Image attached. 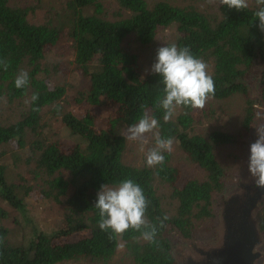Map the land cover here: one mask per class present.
I'll return each mask as SVG.
<instances>
[{
	"label": "trees",
	"instance_id": "16d2710c",
	"mask_svg": "<svg viewBox=\"0 0 264 264\" xmlns=\"http://www.w3.org/2000/svg\"><path fill=\"white\" fill-rule=\"evenodd\" d=\"M111 1L121 8L117 17L108 15L103 0H70V14L55 24L32 22L28 8L0 0V59L9 65L7 70L0 66V97L17 99L30 93L31 100L34 93L39 96L18 121L6 125L0 118V148L11 142L26 147L28 132L36 134L41 126L44 108L55 106L59 112L66 88L50 86L45 60L65 35L74 48V69L88 82L87 90L78 93L76 101L115 106L113 116L104 123L87 110L65 113L61 123L69 144L41 138L30 142L29 160L33 173L42 179L41 194L65 209L62 228L48 232L31 225L26 197L32 187L24 180L10 181V171L0 163V202L23 216L31 234L30 238L24 236L12 211L0 205V264H58L80 259L108 264L120 240L125 242L133 264H177L166 236L172 225L188 236L196 226L213 218L215 195L224 190L222 178L226 176L218 149L243 144L242 138L249 135L256 116L252 98L255 81L253 85L248 81L252 76L257 75L256 82L261 79L260 100L264 102V32L253 15L257 7L254 0L241 11L219 5L218 0ZM172 25L176 26L173 43L188 46L207 62L216 90L203 109L179 106L165 122L164 110L157 104L163 96L162 77L152 71L144 74L137 54L125 44L130 36L150 44ZM21 70L28 72L30 82L18 89L15 79ZM227 104L234 110L240 108L239 136L243 137L239 140L231 133L230 123L218 125L220 117L230 120L232 112L225 109ZM144 111L158 119L160 135L176 142L186 159L205 172V179H184L181 169L170 164L169 152H164L162 165L153 167L124 161L127 139L121 126L138 122ZM205 116L213 125L202 133L196 127ZM126 178L138 183L150 200L146 219L158 228L154 241L142 236L150 229L130 228L117 236L99 227L94 205L100 186H118ZM158 180L172 188L175 213L169 214ZM165 214L169 219L160 228ZM261 227L264 231V213ZM86 231L83 238L63 241V237Z\"/></svg>",
	"mask_w": 264,
	"mask_h": 264
},
{
	"label": "rangeland",
	"instance_id": "374dc122",
	"mask_svg": "<svg viewBox=\"0 0 264 264\" xmlns=\"http://www.w3.org/2000/svg\"><path fill=\"white\" fill-rule=\"evenodd\" d=\"M178 3H182L185 0H173ZM190 1V0H189ZM70 0H11L12 5H18L29 9V18L32 22L42 23V22H53L59 24L62 19H65L67 13L69 12ZM105 8L108 15L111 17H117L120 14L121 8L119 4L111 0H103ZM188 2V0H187ZM186 2V3H187ZM70 14V13H68ZM176 40V26L172 25L166 29H163L156 40L150 44L140 43L136 37L130 36L126 39L125 46H128L132 51H134L138 56V63L141 71L146 74L152 71V66L156 62L158 49L162 46L172 44ZM74 59L75 53L72 42L69 40L68 36L65 35L59 44L52 49L51 53L45 60V64L48 68V78L50 81V86L53 88L56 85H62L66 88V94L60 101L59 112H55V106L45 107L41 116V126L36 134L28 132V144L24 148H20L16 142H11V144L3 145L0 148V163L5 164L8 168L10 181L19 183L24 180L26 184L32 187L28 197H26V202L28 205V218L30 219L31 225H36L40 231L57 230L65 225V209L60 204L46 199L43 197L40 191V186L42 184V179L35 173L32 169L34 168L33 163L29 160V147L30 142L41 138L47 140H59L61 143L69 144L70 141L67 139L64 133V127L61 123L62 116L69 111H77L81 109L83 111L87 110L91 112L101 123L107 121L108 117H112L114 114L115 106L112 103H105L99 106L90 105L87 101L77 102L75 97L78 93L85 92L88 88V82L78 70L74 69ZM256 77L252 76L248 81L253 85L256 82ZM255 84V83H254ZM260 91L262 96V90L260 88L255 90L254 94V107L256 113H258L256 123L258 126L264 124V102L260 100ZM259 93V94H258ZM30 101V93L27 95L17 98L9 99L7 95H1L0 97V118L6 125L18 121L22 114L25 113L29 108V103L26 104L25 100ZM229 108V105L225 107ZM228 111V110H227ZM230 120H223L220 117V122L218 125L224 126L226 123H230V131L232 134L238 135L236 138L239 140L243 136H239L240 133V118L241 113L240 108L236 107L229 108ZM100 123V124H101ZM213 124L208 122V119L203 117L202 124L197 125L196 129L199 132H206V129ZM128 126H121L122 133L127 135ZM149 143L145 145V152L139 151L138 141H129L127 139L126 150L123 155V159L126 163L133 166H144L146 163V152L147 149L153 147L155 144L154 138L151 133L145 134ZM171 160L170 164L179 167L182 172V177L186 178H198L205 179V172L200 169L195 164H192L186 159V155L183 150L178 146L176 142H173L172 151L170 152ZM244 158L241 159V156ZM217 156L222 162L225 168L226 176L235 175L242 172L245 169L247 160V150L245 143L235 144V145H225L218 149ZM182 179V181H184ZM159 186V193L163 198V202L167 209H169V214L175 213V206L171 205L173 198L171 197L172 188L168 185H164L161 181H157ZM115 187V186H110ZM221 192L215 195L214 209L219 204V197ZM177 202V201H174ZM0 205L5 206V208L10 209L6 204L0 202ZM11 210V209H10ZM12 215L16 218L15 222L24 230V236L27 238L31 236L30 224H28L22 217L21 214L15 210H11ZM264 213V210L262 214ZM261 214V216H262ZM214 216V214H213ZM212 218L206 222L202 223L196 228L199 231H205L211 227ZM172 229L168 233L172 236ZM20 234V231H17ZM88 235V232H80L71 236L63 237V241H71L78 238H83ZM123 245V247H120ZM58 264H100L95 263L90 260L80 259L74 261H67ZM108 264H133V259L125 245L123 240H120L117 247V251L113 258L109 260Z\"/></svg>",
	"mask_w": 264,
	"mask_h": 264
},
{
	"label": "clouds",
	"instance_id": "9594fccd",
	"mask_svg": "<svg viewBox=\"0 0 264 264\" xmlns=\"http://www.w3.org/2000/svg\"><path fill=\"white\" fill-rule=\"evenodd\" d=\"M215 2L216 0H209V3ZM254 2L257 7L253 15L259 21V29L264 32V0H254ZM218 3L237 11L250 7V0H218ZM0 66L7 70L9 65L0 59ZM208 67L207 62L196 57L188 46L178 47L177 44L172 43L158 49L152 72L162 77L163 96L158 98L157 104L164 110L165 122L171 120L179 106H190L193 109L205 107L216 90ZM29 82L28 72L21 70L16 76L15 86L18 89L25 88ZM38 98V93H34L31 100L26 99L25 103H33ZM158 128V119L147 111H144L138 122L132 123L127 128L125 138L129 141H138L141 152H145V145L149 143L145 134H152L155 144L146 152V163L149 167L162 165L165 162L164 152L172 151L173 140L163 138ZM257 135L258 138L250 145L248 170L255 186L264 188V127H257ZM97 196L94 207L98 209L100 218L98 224L102 231L110 229L112 234L121 236L130 228L137 231L146 228L150 231H144L143 238L150 242L155 240L158 228L146 219L150 200L145 196L142 187L133 179L126 178L115 187L103 184ZM168 219L169 217L165 214L159 222V227H164V221ZM112 234H109L110 239L113 238Z\"/></svg>",
	"mask_w": 264,
	"mask_h": 264
},
{
	"label": "water",
	"instance_id": "95a60500",
	"mask_svg": "<svg viewBox=\"0 0 264 264\" xmlns=\"http://www.w3.org/2000/svg\"><path fill=\"white\" fill-rule=\"evenodd\" d=\"M260 81L255 82L254 93L261 89ZM256 120L257 116L249 135L242 138L247 150L246 167L222 178L225 187L211 227L205 231L196 229L187 236L178 227L170 226L172 236L168 234L166 239L177 264H264V188L255 186L248 170L250 145L258 138L257 127H264L258 126Z\"/></svg>",
	"mask_w": 264,
	"mask_h": 264
}]
</instances>
